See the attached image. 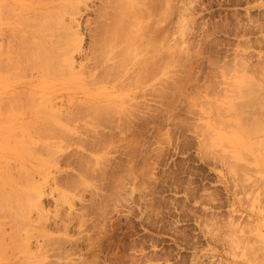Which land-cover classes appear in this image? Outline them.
<instances>
[{"label":"rangeland","instance_id":"374dc122","mask_svg":"<svg viewBox=\"0 0 264 264\" xmlns=\"http://www.w3.org/2000/svg\"><path fill=\"white\" fill-rule=\"evenodd\" d=\"M36 1L0 0V264H264V0H172L153 77L91 74V0L53 78Z\"/></svg>","mask_w":264,"mask_h":264},{"label":"bare ground","instance_id":"6f19581e","mask_svg":"<svg viewBox=\"0 0 264 264\" xmlns=\"http://www.w3.org/2000/svg\"><path fill=\"white\" fill-rule=\"evenodd\" d=\"M90 1L61 0L56 4L55 0H37L33 7L23 6L25 14L29 16L30 24H24L22 18H18L14 32L15 35L22 36L30 46L29 50L22 53L25 54L24 59L18 55L21 54L20 50L16 51L18 57L16 62L20 64L22 60L23 65L29 69H34L39 64L46 66L43 69L44 73L47 77L53 78L50 75L55 74L56 61L60 62V59L70 61L74 51L80 48L76 43L71 42L80 39L81 22L78 18L80 15L84 16L82 10L85 9V15L87 12L93 13L88 7ZM99 1L101 6L96 9L97 19L89 20L86 27L89 34L94 37L93 51L100 52L96 68L90 71L91 74L96 75L99 71L104 73L114 61L123 58L132 61V68L135 66L140 68L141 76L146 73L153 77L155 71L159 70L160 61L164 59L160 54L165 46L161 49L158 39L163 21L167 23V30L170 29L172 0ZM17 3L20 5V0ZM49 9L54 10L48 12ZM171 46V43L166 46L168 61L166 60L165 65H168L166 66L168 70H171L172 64ZM64 55L67 56L65 59ZM139 55L141 59L136 58ZM129 73L130 70H126L122 75ZM28 85L32 86V82ZM25 87L29 88L27 85ZM3 203H6L4 199L0 200V205Z\"/></svg>","mask_w":264,"mask_h":264}]
</instances>
